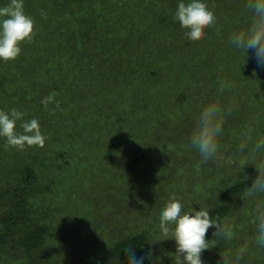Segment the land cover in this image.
<instances>
[{
	"label": "rangeland",
	"instance_id": "rangeland-1",
	"mask_svg": "<svg viewBox=\"0 0 264 264\" xmlns=\"http://www.w3.org/2000/svg\"><path fill=\"white\" fill-rule=\"evenodd\" d=\"M93 1L24 0L37 35L32 44L21 45L15 61L0 60V110L17 108L26 113L24 120L37 119L48 136L43 149L50 150L49 166L39 169L35 160L42 148L6 150L0 138V194L14 187L25 193L22 170L35 171L25 196L31 220L49 229L52 241L43 244L51 264H93L97 246L142 230L144 255L173 194L182 198L185 212L191 205L198 211L199 205L221 204L219 196L239 169L212 162L198 168L199 155L187 141L199 112L215 98L218 77L234 83L231 95L240 104L224 125L221 155L235 153L253 115L258 135H264V67L251 52L245 63L244 54L227 43L248 22L241 15L244 0H205L221 31L209 29L196 42L173 19L179 0H101L87 17L82 9ZM8 2L0 0V7ZM50 93L63 111L53 112L54 103L45 110L41 99ZM245 172L252 176L255 169L246 166ZM243 193L221 222L233 215L231 206H243ZM10 197L0 195V217L18 201ZM251 210V204L240 210L233 245L254 236ZM221 242L224 254L232 245ZM151 247L160 256L161 249L174 252L175 241ZM215 253L205 251L204 264H219ZM248 256L251 264H264V249L253 244ZM6 258L11 259L0 245V264H11ZM160 264L172 262L162 257Z\"/></svg>",
	"mask_w": 264,
	"mask_h": 264
},
{
	"label": "clouds",
	"instance_id": "clouds-1",
	"mask_svg": "<svg viewBox=\"0 0 264 264\" xmlns=\"http://www.w3.org/2000/svg\"><path fill=\"white\" fill-rule=\"evenodd\" d=\"M241 15L248 17V22L244 28L233 31L227 43L244 54L245 63L251 52L257 65L264 67V0H244ZM42 16L46 18V14L42 13ZM173 19L184 29V36L190 41L203 40L209 29H215L220 35L218 18L205 0H188L187 3L179 0ZM36 35V22L25 13L24 0H9L7 5L0 7V60L15 61L22 54L21 45L32 44ZM217 79L215 98L199 112L187 137L188 146L199 155L198 168L212 162L217 167L227 165L239 169L230 184L231 187L238 185L241 177L248 181L240 198L243 206H231L233 215L221 222L218 216L213 219L210 215L212 210L206 206L199 205L197 211L191 205L189 211L185 212L182 198L173 194L160 211L159 234L152 242H147L149 249L138 256L133 246H126V264H144L145 259L152 261V264H160L162 257H168L172 264H204L203 253L217 247L218 241L232 245L227 252L220 254L219 264H251L248 256L250 247L254 244L264 249V135H258L257 116L253 115L241 129L235 153L227 157L221 155L224 125L228 118L240 111V104L231 95L235 90L234 83L219 77ZM191 86L196 87L195 84ZM53 103V112L63 111L59 101L55 100V93L41 99L45 110ZM25 115L17 108L7 112L0 110V138L5 140L6 150L14 148L24 151L26 148L45 146L48 136L42 134L39 121L35 118L24 120ZM18 122L22 131H17ZM246 166H252L255 174L249 176L245 172ZM246 204L252 205L254 236L250 242L233 245L236 232L241 227L240 210ZM209 229H214L211 240L206 238ZM167 240L175 241V251L161 249V255L155 256L151 246Z\"/></svg>",
	"mask_w": 264,
	"mask_h": 264
},
{
	"label": "trees",
	"instance_id": "trees-1",
	"mask_svg": "<svg viewBox=\"0 0 264 264\" xmlns=\"http://www.w3.org/2000/svg\"><path fill=\"white\" fill-rule=\"evenodd\" d=\"M100 1L101 0H94L92 5L90 4V7L89 4L87 7H83L82 12H84L87 17L89 15H93L94 12H96L95 8ZM55 87L57 88V85H55ZM53 140L54 139H52V141ZM42 149L37 151L40 158H36L35 160V163L38 164L37 168L39 167V169H44L45 167L47 168V166H49L47 165V162H50V150L47 151V148ZM133 161L135 163V158ZM59 170H61V167H59ZM22 171L25 175V177H23V182L28 185L35 178L36 173H34L35 171L33 172L31 167L23 168ZM47 175L48 173L45 174L44 172V176ZM49 178H51L49 179L50 182L54 183V178L50 175ZM247 183L248 181H243L239 182L236 186H230V188L222 193L221 197L219 196L218 199L221 204L211 209L212 212H210L213 219L217 216L221 219L229 213L230 202L245 191ZM27 185L24 187L22 186V190L24 189L25 193L21 192L18 187H14L12 193H10V189L7 188L6 191H4L5 193L0 194L2 199L9 194V196L11 195L13 199L18 200H14L11 208L6 211L4 216L0 217V245L4 246L5 252L11 258H6L11 264H15L17 261H19L18 264H29L28 262L36 263L38 260L43 264H51V260L49 258L51 253H48L43 244L47 239L50 242L52 241L48 233L49 229L42 221L31 220V212L29 206L27 205V199L25 196L27 195V188L29 189V186ZM46 188H48V186ZM146 232L147 231L142 230V232L134 234L125 240H112L110 238L109 244H107L108 247L106 244H103V246H97L98 249L90 255V259L94 260L93 264H126V253L124 252L125 247L128 245L133 246L137 255L142 256L143 252L140 251V247L146 238ZM207 237H209L210 240L213 239L212 234H209ZM221 245H223V243L218 241L217 247H214V252H216L215 254L219 255L221 252L225 251L221 249ZM144 264H152V262L145 259ZM207 264H214V262H209Z\"/></svg>",
	"mask_w": 264,
	"mask_h": 264
}]
</instances>
